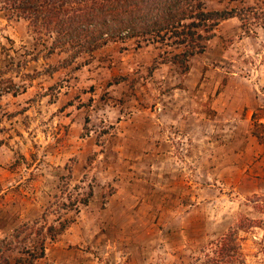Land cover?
I'll return each mask as SVG.
<instances>
[{"label": "rangeland", "instance_id": "obj_1", "mask_svg": "<svg viewBox=\"0 0 264 264\" xmlns=\"http://www.w3.org/2000/svg\"><path fill=\"white\" fill-rule=\"evenodd\" d=\"M47 49L0 3V240L69 219L38 264H264V18L221 22L184 75L134 40Z\"/></svg>", "mask_w": 264, "mask_h": 264}, {"label": "trees", "instance_id": "obj_2", "mask_svg": "<svg viewBox=\"0 0 264 264\" xmlns=\"http://www.w3.org/2000/svg\"><path fill=\"white\" fill-rule=\"evenodd\" d=\"M0 3L11 16L27 22L37 43H48L47 56L66 54L67 63H72L81 56L91 59L110 42L134 40L161 47L158 62L177 66L182 75L188 73L190 59L205 51L221 22L237 18L244 27L250 19L264 18V11L256 13L255 7L208 10L204 0H1ZM19 89L0 68V98L7 93L14 95ZM257 127L264 131V124ZM258 134L253 132L263 143L264 136ZM86 203L83 200L82 204ZM70 223L69 219H63L44 230L23 224L9 239L0 240V264H38L44 257V241L55 240ZM27 241L32 246H26ZM222 248L220 255L226 254Z\"/></svg>", "mask_w": 264, "mask_h": 264}]
</instances>
